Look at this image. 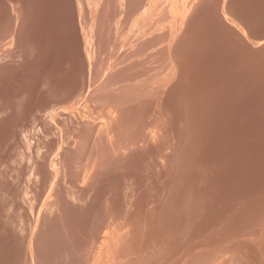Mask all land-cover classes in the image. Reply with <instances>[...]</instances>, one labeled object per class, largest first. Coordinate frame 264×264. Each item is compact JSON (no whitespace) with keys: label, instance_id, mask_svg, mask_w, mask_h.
I'll use <instances>...</instances> for the list:
<instances>
[{"label":"rangeland","instance_id":"rangeland-1","mask_svg":"<svg viewBox=\"0 0 264 264\" xmlns=\"http://www.w3.org/2000/svg\"><path fill=\"white\" fill-rule=\"evenodd\" d=\"M164 262L264 264V0H0V264Z\"/></svg>","mask_w":264,"mask_h":264},{"label":"bare ground","instance_id":"bare-ground-1","mask_svg":"<svg viewBox=\"0 0 264 264\" xmlns=\"http://www.w3.org/2000/svg\"><path fill=\"white\" fill-rule=\"evenodd\" d=\"M104 113H105V112H104ZM108 114H109V113H108ZM108 114H107V115H108ZM111 118H112V117H111ZM101 120H102V119H101ZM104 120H105V119H104ZM116 120H117V119H116ZM106 121H107V120H106ZM111 121H112V120H111ZM100 122H101V121H100ZM103 122H104V121H103ZM112 123H113V122H112ZM149 124H150V123H149ZM102 125H103V124H102ZM115 125H116V124H115ZM120 125H121V124H120ZM127 125H128V124H127ZM155 125H156V124H155ZM91 126H92V125H91ZM111 126H112V125H111ZM122 126H123V125H122ZM101 127H102V126H101ZM101 127H100V128H101ZM114 127H115V126H114ZM150 127H151V124H150ZM91 128L93 129V127H91ZM105 128H106V126H105ZM105 128H104V130H105ZM158 128H159V127L157 126V129H158ZM89 129H90V128H89ZM94 129H95V128H94ZM127 129H129V128H127ZM145 129H146V128H145ZM154 129H155V128H154ZM113 130H114V129H113ZM113 130H112V131H113ZM159 130H160V129H159ZM94 131H95V130H94ZM126 131H127V130H126ZM143 131H144V130H143ZM98 132H99V131H98ZM101 132H102V131H101ZM101 132H100V133H101ZM107 132H109V131H107ZM113 132H115V131H113ZM157 132H158V130H157ZM88 133H89V132H88ZM149 133H150V131H149ZM159 133H160V131H159ZM90 134H93L92 131H91ZM106 134H107V133H106ZM123 134L125 135V133H123ZM144 134H146V133H144ZM101 135H102V134H101ZM103 135H104V131H103ZM107 135H108V134H107ZM111 135H113V133H112ZM88 136H89V135H88ZM92 136H93V135H92ZM109 136H110V135H109ZM121 136L123 137L122 134H121ZM125 136H126V135H125ZM156 136H157V135H156ZM104 137H105V136H104ZM106 137H107V136H106ZM110 137H111V136H110ZM117 137H118V136H117ZM122 137H121V138H122ZM161 137H162V136H161ZM111 138H112V137H111ZM123 138H124V137H123ZM150 138H153V137H150ZM108 139H109V137H108ZM118 139H120V138H118ZM135 139H136V138H135ZM146 139H147V138H146ZM115 140H116V139H115ZM148 140H149V139H148ZM157 140H158V139H157ZM106 141H107V140H106ZM106 141H105V142H106ZM112 141H113V140H112ZM112 141H111V142H112ZM125 141H126V140H125ZM128 141H129V140H128ZM133 141H134V140H133ZM139 141H140V140H139ZM146 141H147V140H146ZM115 142H116V141H115ZM117 142H118V141H117ZM141 142H142V141H141ZM109 143H110V142H109ZM121 143H122V142H121ZM134 143H135V142H134ZM145 143H146V142H145ZM114 144H115V143H114ZM135 144H136V143H135ZM118 145H119V144H118ZM128 145H129V144H128ZM128 145H127V146H128ZM131 145H132V143H131ZM131 145H130V147H131ZM137 145H138V144H137ZM114 146H115V145H114ZM119 146H120V145H119ZM130 147H128V148H130ZM117 148H118V147H117ZM120 148H121V147H120ZM110 150H111V148H110ZM115 150H116V149H115ZM124 151H126V150H124ZM108 153H109V152H108ZM119 153H120V152H119ZM109 154H110V153H109ZM122 154H123V152H122ZM114 156H115V154H114ZM160 156H161V155H160ZM162 156H163V155H162ZM163 157H164V156H163ZM157 159H158V158H157ZM163 159H164V158H163ZM85 160H87V159H85ZM160 161H162V160H160ZM81 162H82V161H81ZM87 162H88V161H87ZM164 162H165V160H164ZM79 166H80V165H79ZM85 166H86V165H85ZM89 168H90V167H89ZM122 168H123V167H122ZM120 169H121V168H120ZM124 169H125V168H124ZM80 170H81V169H80ZM84 171H85V169H84ZM86 171H87V170H86ZM90 171H91V170H90ZM77 173H78V172H77ZM85 173H86V172H85ZM84 176H85V175H84ZM77 177H78V176H77ZM85 177H87V176H85ZM120 214H121V213H120ZM125 215H126V214H125ZM122 217H123V216H122ZM119 219H120V218H119ZM131 220H132V219H131ZM134 222H135V221H134ZM108 224H109V223H108ZM115 224H116V223H115ZM133 224H134V223H133ZM112 225H113V224H112ZM112 225H111V226H112ZM121 225H122V224H121ZM131 225H132V224H131ZM177 226H178V225H177ZM177 226H176V227H177ZM115 227H117V226H115ZM129 227H130V226H129ZM118 228H119V227H118ZM108 229H110V227H109ZM119 229H120V228H119ZM126 229H127V228H126ZM106 230H107V229H106ZM106 230H104V231H106ZM134 230H135V228H134ZM137 230L139 231V229H137ZM140 230H141V229H140ZM104 231H103V233H104ZM118 231L120 232V230H118ZM121 231H122V230H121ZM175 231H176V230H175ZM123 232H124V231H123ZM134 232H135V231H134ZM103 233H102V234H103ZM137 233H138V232H137ZM161 233H162V232H161ZM161 233H160V234H161ZM106 234H107V232H106ZM167 234H168V233H167ZM167 234H166V235H167ZM110 235H111V234H110ZM118 235H119V234H118ZM121 235H122V234H121ZM125 235H127V234H125ZM178 235H179V234H178ZM99 236H101V234H100ZM123 236H124V235H123ZM162 236H163V235H162ZM118 237H120V235H119ZM125 237H126V236H125ZM130 237H131V236H130ZM132 237H133V236H132ZM182 237H183V236H182ZM102 238H103V237H102ZM108 238H109V237H108ZM108 238H106V240H107ZM128 239H129V238H128ZM168 239H169V238H168ZM174 239H175V238H174ZM180 239H181V238H180ZM97 240H98V239H97ZM100 240H101V239H100ZM100 240H98V242H101V241H102V240H101V241H100ZM106 240H105V243H106ZM124 240H125V239H124ZM165 240H166V239H164L163 242H164ZM170 240H171V239H170ZM172 240H173V239H172ZM130 241H131V240H130ZM175 241H176V240H175ZM122 242H123V240H122ZM167 242H168V240H167ZM96 243H97V242H96ZM101 243H102V242H101ZM105 243H103V244L105 245ZM126 243H127V242H126ZM126 243H125V244H126ZM131 243H132V242H131ZM175 243H176V242H175ZM178 243H179V242H178ZM97 244H98V243H97ZM103 244H102V245H103ZM125 244H124V245H125ZM132 244H133V243H132ZM162 244H163V243H162ZM168 244H169V243H168ZM170 244H171V241H170ZM109 245H110V244H109ZM112 245H113V244H112ZM127 245H128V243H127ZM136 245H137V244H136ZM136 245H135V246H136ZM100 246H101V245H100ZM121 246H122V244H121ZM166 246H167V244H166ZM94 247H95V246H94ZM104 247H105V246H104ZM130 247H132V245H131ZM137 247H138V246H137ZM105 248H106V247H105ZM112 248H113V247H112ZM123 248H125V246H124ZM123 248H121V249H123ZM143 248H144V247H143ZM163 248H164V247H163ZM163 248L161 247V249H163ZM109 249H110V248H109ZM135 249H137V248H135ZM145 249H146V248H145ZM161 249H159V250L161 251ZM91 250H92V249H91ZM107 250H108V249H107ZM110 250L112 251V249H110ZM110 250H109V251H110ZM117 250H118V249H117ZM138 250H139V249H138ZM219 250H220V249H219ZM219 250H217V251L219 252ZM224 250H225V248H224ZM228 250H229V249H228ZM228 250H227V251H228ZM119 251H120V249H119ZM122 251H123V250H122ZM150 251H151V250H150ZM150 251H149V252H150ZM179 251H180V250H178V252H179ZM221 251H222V250H221ZM225 251H226V250H225ZM225 251H224V252H225ZM90 252H91V251H90ZM107 252H108V251H107ZM107 252H106V253H107ZM112 252H113V251H112ZM112 252H111V253H112ZM117 252H118V251H117ZM120 252H121V251H120ZM180 252H181V251H180ZM194 252H195V251H194ZM233 252H234V251H233ZM92 253H93V252H92ZM111 253H110V254H111ZM127 253H129V252H127ZM130 253H131V252H130ZM132 253H133V252H132ZM138 253H139V252H138ZM175 253H177V252H175ZM196 253H197V252H196ZM227 253H228V252H227ZM104 254H105V253H104ZM118 254H120V253H118ZM161 254H162V253H161ZM177 254H179V253H177ZM180 254H181V253H180ZM180 254H179V255H180ZM194 254H195V253H194ZM213 254H216V253L214 252ZM219 254H220V253H219ZM228 254H229V253H228ZM105 255H106V254H105ZM112 255H113V254H112ZM112 255H111L109 258H111ZM114 255H116V253H115ZM121 255H122V254H121ZM132 255H133V254H132ZM143 255H144V254H143ZM233 255L235 256V254H233ZM103 256H104V255H103ZM139 256H141V255H139ZM159 256H160V254H159ZM159 256H157V257H159ZM174 256H175V255H174ZM174 256H173V257H174ZM215 256H216V255H215ZM93 257H94V256H93ZM96 257H97V256H96ZM98 257H99V256H98ZM119 257H120V256H119ZM192 257H193V256H192ZM198 257H199V256H198ZM212 257H214V255H212ZM99 258H100V257H99ZM102 258H103V257H102ZM107 258H108V257H107ZM113 258H114V257H113ZM127 258H128V257H127ZM171 258H172V257H171ZM214 258H215V257H214ZM217 258H218V257H217ZM219 258H220V257H219ZM221 258H222V256H221ZM223 258H224V257H223ZM161 259H163L162 262L165 260L164 258H161ZM168 259H169V258H168ZM192 259H193V258H192ZM225 259H226V258H225ZM227 259H229V258H227ZM227 259H226L225 262H228V261H229V260L227 261ZM107 260H108V259H107ZM117 260H118V259H117ZM120 260H121V259H120ZM141 260H142V259H141ZM145 260H146V259H145ZM159 260H160V258H159ZM215 260H216V259H215ZM218 260H219V259H218ZM230 260H231V258H230ZM110 261H111V260H109V262H110ZM115 261H116V260H115ZM146 261H147V260H146ZM146 261H145V262H146ZM155 261H157V260H155ZM178 261H179V259H178ZM223 261H224V260H223ZM232 261H233V260H232ZM236 261H237V260H236ZM236 261H234V262H236ZM113 262H114V261H113ZM116 262H117V261H116ZM130 262H131V261H130ZM147 262H148V261H147ZM150 262H152V261H150ZM160 262H161V261H160ZM168 262H169V261H168ZM194 262H195V260H194ZM221 262H222V261H221ZM230 262H231V261H230ZM103 263H104V261H103ZM137 263H138V262H137ZM140 263H141V262H140ZM140 263H139V264H140ZM143 263H144V262H143ZM148 263H149V262H148ZM181 263H182V261H181ZM186 263H188V261H187ZM195 263H196V262H195ZM198 263H199V262H198ZM215 263H216V262H215ZM231 263H232V262H231ZM101 264H102V263H101ZM119 264H120V263H119ZM153 264H155V263H153ZM157 264H158V263H157ZM160 264H165V262H164V263H160ZM167 264H168V263H167ZM191 264H192V263H191ZM216 264H217V263H216ZM220 264H221V263H220Z\"/></svg>","mask_w":264,"mask_h":264}]
</instances>
